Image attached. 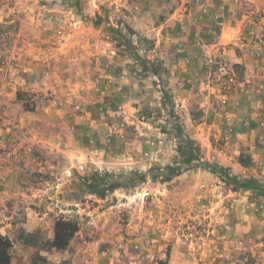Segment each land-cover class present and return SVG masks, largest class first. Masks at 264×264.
<instances>
[{
	"label": "rangeland",
	"instance_id": "374dc122",
	"mask_svg": "<svg viewBox=\"0 0 264 264\" xmlns=\"http://www.w3.org/2000/svg\"><path fill=\"white\" fill-rule=\"evenodd\" d=\"M84 3L0 0V235L8 264H264V232L232 228L233 218L258 213L264 192L232 191L226 172L207 168H226L213 107L184 114L161 79L155 92L133 91L134 109L108 101L85 71L81 45L67 50L69 29L81 34L74 24L90 23ZM147 42L139 35L124 43L125 66L147 67ZM231 161L247 168L240 179L264 184L244 149ZM177 162L180 174L168 175ZM103 173L119 187L90 192L87 182ZM60 220L75 227L63 249L53 244Z\"/></svg>",
	"mask_w": 264,
	"mask_h": 264
},
{
	"label": "crops",
	"instance_id": "0c3cea01",
	"mask_svg": "<svg viewBox=\"0 0 264 264\" xmlns=\"http://www.w3.org/2000/svg\"><path fill=\"white\" fill-rule=\"evenodd\" d=\"M83 13L90 23L74 24L81 34L69 29L67 50L81 45L85 71L108 101L124 111L134 109L133 91L141 93L145 86L155 92L159 79L166 81L163 87L172 89L184 114L213 107V129L227 141L220 165L240 178L248 170L231 158L244 149L253 165L251 175L264 176V0H85ZM97 16L104 20L91 22ZM107 28L123 36L110 38ZM139 35L149 41L145 69L124 64V43L137 44ZM200 42L222 47L237 75L238 84L222 110L213 104L216 92L205 86ZM243 200L245 206L253 205L248 197ZM233 221L237 235L262 234L264 203L256 215L242 214Z\"/></svg>",
	"mask_w": 264,
	"mask_h": 264
},
{
	"label": "trees",
	"instance_id": "16d2710c",
	"mask_svg": "<svg viewBox=\"0 0 264 264\" xmlns=\"http://www.w3.org/2000/svg\"><path fill=\"white\" fill-rule=\"evenodd\" d=\"M186 148H188L187 152H182L181 156L183 157V161L185 160V162L189 163L194 160V158L187 144L185 145V149ZM207 168H209L212 173L221 174L223 172H226L227 179H229L232 184V191H236L239 187L243 190H251L253 192L257 191L259 195L261 192H264V184L257 180L240 179L237 176L232 175L229 172L228 168H222L217 165L212 166L211 164H207ZM167 171H169L168 175L171 176L180 174V162H177L175 167H167ZM108 176L109 174L106 173L97 175L91 181L87 182V189L94 194H99L100 192L119 187L120 184L114 180L110 184L106 183L105 178H107ZM102 185L104 187H102ZM74 232L75 227L70 221L67 222L60 220L56 224L55 237L53 241L54 247H56L57 249H63L67 245V241L72 237ZM7 249L8 241L0 235V264H8Z\"/></svg>",
	"mask_w": 264,
	"mask_h": 264
},
{
	"label": "built area",
	"instance_id": "2783aa9c",
	"mask_svg": "<svg viewBox=\"0 0 264 264\" xmlns=\"http://www.w3.org/2000/svg\"><path fill=\"white\" fill-rule=\"evenodd\" d=\"M200 48L205 86L216 92L213 104L222 110L228 103L229 92L238 84L234 66L224 58L222 47L200 42Z\"/></svg>",
	"mask_w": 264,
	"mask_h": 264
}]
</instances>
